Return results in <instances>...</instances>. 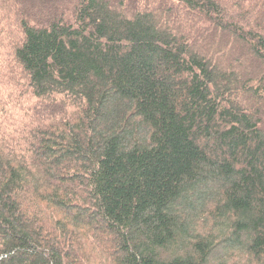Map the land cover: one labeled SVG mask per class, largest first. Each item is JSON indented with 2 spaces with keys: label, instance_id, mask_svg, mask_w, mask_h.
Listing matches in <instances>:
<instances>
[{
  "label": "trees",
  "instance_id": "trees-1",
  "mask_svg": "<svg viewBox=\"0 0 264 264\" xmlns=\"http://www.w3.org/2000/svg\"><path fill=\"white\" fill-rule=\"evenodd\" d=\"M0 264H264V0H0Z\"/></svg>",
  "mask_w": 264,
  "mask_h": 264
}]
</instances>
